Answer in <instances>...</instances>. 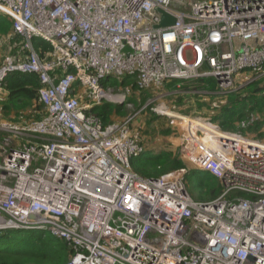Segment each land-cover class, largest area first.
I'll return each instance as SVG.
<instances>
[{
	"label": "built area",
	"instance_id": "2783aa9c",
	"mask_svg": "<svg viewBox=\"0 0 264 264\" xmlns=\"http://www.w3.org/2000/svg\"><path fill=\"white\" fill-rule=\"evenodd\" d=\"M156 8L175 24L154 29ZM0 13L28 51L4 59L0 90L12 73L36 74L46 111L0 123V232L48 233L71 249L66 264H264V143L160 111L181 120L193 166L143 178L130 165L146 151L130 117L92 113L131 95L111 96L110 77L146 92L208 79L215 89L200 91L223 98L263 78L264 0H0ZM190 170L212 175L220 195L192 198Z\"/></svg>",
	"mask_w": 264,
	"mask_h": 264
},
{
	"label": "trees",
	"instance_id": "16d2710c",
	"mask_svg": "<svg viewBox=\"0 0 264 264\" xmlns=\"http://www.w3.org/2000/svg\"><path fill=\"white\" fill-rule=\"evenodd\" d=\"M31 45L42 60L50 58L49 55L52 53V48L49 44L41 39L33 38ZM27 54L28 51L25 48L24 39L13 32L12 20L0 13V66L7 56H16L18 61H23ZM134 81L132 77H125L120 81L110 77L104 82V86L105 88H127L131 94H134L133 97H129L128 102L134 105L136 103L138 105H145L151 99L149 97L151 94L138 90ZM191 83L196 87L194 90L215 89V83L208 79L196 81L172 80L167 82L163 88L166 87L167 94L172 98L171 103L175 104L172 106L173 110L182 104L181 107L194 110V113L200 115L203 109H208L209 106H212L214 111H220H217V115H214L210 119L218 124L222 130L240 132L249 137L252 136V132L256 133L258 137L263 136L261 125L258 123L248 125L247 128H241L239 123L247 118V115L250 113L263 114L264 77L253 81L237 94L226 96V99L221 96L206 97V95L191 92V88L189 87ZM178 85H180L179 88H177ZM41 86L36 74L12 73L8 75L2 90H0L4 99L6 98V101H3L1 104L0 116L3 117L1 120L20 124L27 120L35 121L42 119L46 115V111L43 104L38 100V90ZM134 89L138 93H134ZM241 91L246 95L242 97L240 95ZM123 106L125 105L104 103L101 106L94 107L92 113L99 116L104 124H109L114 121V116L121 115ZM144 114H147V112ZM138 141L144 145L143 142ZM130 165L132 170L143 178H157L165 173L186 167L177 155L174 156L172 153H167L163 147L159 150L158 147L146 149L140 157L132 158ZM192 172L193 170H190L188 179ZM197 173L206 174L210 177V179L207 178L199 183L201 190H204L202 187L205 185L210 187L216 184V191H212V198L209 200L219 196L222 192L220 183L206 172ZM71 253V249L66 242L45 237L41 234H34L21 229L0 232V264H66L70 260Z\"/></svg>",
	"mask_w": 264,
	"mask_h": 264
},
{
	"label": "rangeland",
	"instance_id": "374dc122",
	"mask_svg": "<svg viewBox=\"0 0 264 264\" xmlns=\"http://www.w3.org/2000/svg\"><path fill=\"white\" fill-rule=\"evenodd\" d=\"M135 82L136 80L134 81V83ZM189 87L191 88L190 90L191 92H199L198 90H194L196 89L194 84L192 83L189 84ZM109 90H110L109 94L111 96H117L119 98L120 96H123L126 93V89L123 87H114V88L109 87ZM134 93H138V91L134 89ZM147 93L151 94V96H149L151 99L147 101L145 105L144 104L138 105L137 103L134 105L133 103L128 102L127 100H129V97H133L134 95L132 93L129 97L125 99L124 102L125 106H123L124 108L122 107L123 109L121 115L114 116L113 120L119 121L122 120L124 117H130L131 130L134 133H136L135 136L138 138V140L144 143L146 149H151L152 147L154 148L158 147L159 150L161 147H163L167 153H172L174 156L177 155L183 161L185 166L191 169L190 166L193 165H191L184 158L180 150V146L182 144L179 139L181 138L184 132L183 127H181V120L178 119L176 116H173L174 119L168 118L167 116L161 115V113L159 112L168 111L175 113L174 115L188 116L191 117L192 119H197L199 117H204V119H209L214 115H217V111L220 110L214 111V109H212V106H209L208 109H203V111H201V114L197 115V113H194V110H190L186 107H181L182 104L179 107H176L175 110H173L174 108H172V106H174L175 104L171 103L172 98L167 94L166 87L165 88L162 87L160 89H156L155 91L147 92ZM199 93L202 95H206V97L213 96L211 94L203 93L201 91ZM240 95L243 97L246 94L242 93L241 91ZM3 101L5 102L6 98L4 99L3 94H1L0 110ZM103 104L104 103H102L101 105ZM112 105H121V104H112ZM160 106H162L163 108H161ZM209 109H212L213 111L212 110L208 111ZM145 112H147V114H144ZM247 116H248L247 118H245L241 123H239L240 127L247 128L248 125H254L258 123L259 125H261V131L263 133V136L258 137L256 133L252 132L251 133L252 136L249 137L248 135L241 134L240 132H231V131L222 130V128L218 125L220 127V131L228 132V133H239L238 135L241 134L242 136L247 137L249 140L253 139V141L264 143V112L263 114L250 113ZM1 119H3L2 116H0V123L3 122V120ZM28 121H33V120H27L26 122ZM11 124H15V123H11ZM3 135L4 133H2V135L0 134V138L1 137L4 139L8 138L7 136H3ZM197 172L193 170L189 179L187 177V182L189 186L188 192L191 195V197L194 198L195 200L207 201L212 198V191L213 190L216 191L215 190L216 184L210 187L205 185L206 187L205 186L202 187L204 190H201L199 187V183L203 182L207 178L210 179V177L206 174H198Z\"/></svg>",
	"mask_w": 264,
	"mask_h": 264
},
{
	"label": "water",
	"instance_id": "95a60500",
	"mask_svg": "<svg viewBox=\"0 0 264 264\" xmlns=\"http://www.w3.org/2000/svg\"><path fill=\"white\" fill-rule=\"evenodd\" d=\"M155 10L160 13L161 18L159 24L153 26L154 29L164 28L175 24L176 18L174 16L160 8H156Z\"/></svg>",
	"mask_w": 264,
	"mask_h": 264
},
{
	"label": "clouds",
	"instance_id": "9594fccd",
	"mask_svg": "<svg viewBox=\"0 0 264 264\" xmlns=\"http://www.w3.org/2000/svg\"><path fill=\"white\" fill-rule=\"evenodd\" d=\"M21 230H23V231H26V232H30V233H34V234H41V235H43V236H45V237H51L50 235H48V233H44V232H35V231H29V230H25V229H21ZM51 238H53V237H51ZM55 239V238H54ZM57 240V239H56ZM62 241V240H61Z\"/></svg>",
	"mask_w": 264,
	"mask_h": 264
}]
</instances>
